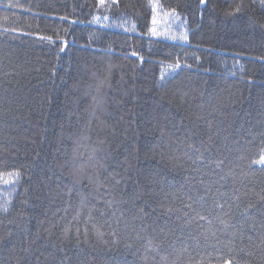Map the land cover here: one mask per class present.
<instances>
[{
	"label": "trees",
	"instance_id": "trees-1",
	"mask_svg": "<svg viewBox=\"0 0 264 264\" xmlns=\"http://www.w3.org/2000/svg\"><path fill=\"white\" fill-rule=\"evenodd\" d=\"M262 153L264 0H0V264H264Z\"/></svg>",
	"mask_w": 264,
	"mask_h": 264
},
{
	"label": "snow or ice",
	"instance_id": "snow-or-ice-1",
	"mask_svg": "<svg viewBox=\"0 0 264 264\" xmlns=\"http://www.w3.org/2000/svg\"><path fill=\"white\" fill-rule=\"evenodd\" d=\"M201 3H204V0H201ZM182 38L186 39L187 37L184 36V37H182ZM61 50H63V49H61ZM178 66H179V65L177 64L176 67H178ZM109 71H110V69H109ZM106 79H107V78L102 79V80L99 81V83L97 84V87H96V91H97V92H100V91H101L102 87H103L104 84H105ZM93 100H94V101H97V103H100V101H98L96 97H93ZM84 139H87V137H85ZM94 151H95V149H93V152H94ZM80 155L82 156V154H80ZM91 160H92V157L89 156V158H88L87 161H85L83 164H81L79 167H77V168L74 170L73 175H74V176H81V175L83 174V172L85 171V167H86V165L90 164V163H91ZM253 163H259V164L264 165V153H262V154L260 155L259 160H255V161H253ZM89 182H90V183L92 182L91 179H89ZM65 235H67V230H65Z\"/></svg>",
	"mask_w": 264,
	"mask_h": 264
}]
</instances>
